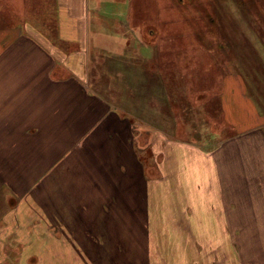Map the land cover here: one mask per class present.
I'll return each mask as SVG.
<instances>
[{"label":"crops","instance_id":"1","mask_svg":"<svg viewBox=\"0 0 264 264\" xmlns=\"http://www.w3.org/2000/svg\"><path fill=\"white\" fill-rule=\"evenodd\" d=\"M170 7L165 0H0V192L33 178L44 209L86 215L102 236L133 229L123 216H139L141 202L143 213L158 214L156 195L185 198L190 212L208 215L204 198L225 209L236 183H264V110L242 71L222 76V114L234 134L216 148L156 127L155 55ZM150 150L155 158L146 164ZM227 221L217 229L230 230Z\"/></svg>","mask_w":264,"mask_h":264},{"label":"rangeland","instance_id":"2","mask_svg":"<svg viewBox=\"0 0 264 264\" xmlns=\"http://www.w3.org/2000/svg\"><path fill=\"white\" fill-rule=\"evenodd\" d=\"M165 1L171 2V24L155 55V125L173 139L214 149L234 134L222 114L224 74L242 71L264 110V0ZM141 158L148 164L155 157L146 151ZM28 178L24 188L4 185L0 192V264H264V183L251 181L249 189L236 183L235 198L225 209L204 198L208 215L190 212L195 207L185 205V198L156 195L158 214L143 213L141 202L139 216H123L133 229L101 236L90 230L86 215L54 216L50 207L44 209L39 181ZM43 191L51 205L52 192ZM221 219H228L230 230L217 229Z\"/></svg>","mask_w":264,"mask_h":264}]
</instances>
